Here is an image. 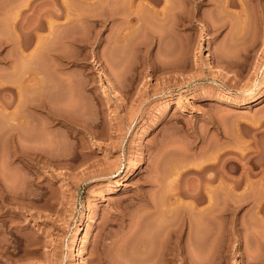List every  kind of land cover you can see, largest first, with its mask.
<instances>
[{
	"label": "rangeland",
	"instance_id": "374dc122",
	"mask_svg": "<svg viewBox=\"0 0 264 264\" xmlns=\"http://www.w3.org/2000/svg\"><path fill=\"white\" fill-rule=\"evenodd\" d=\"M63 11L83 20L51 29ZM33 29L46 46L31 103H47L22 109L17 141L52 164L21 155L13 170L0 128V264H165L168 224L178 262L264 264V102L234 104L264 92V0H0L2 67Z\"/></svg>",
	"mask_w": 264,
	"mask_h": 264
},
{
	"label": "bare ground",
	"instance_id": "6f19581e",
	"mask_svg": "<svg viewBox=\"0 0 264 264\" xmlns=\"http://www.w3.org/2000/svg\"><path fill=\"white\" fill-rule=\"evenodd\" d=\"M118 2L120 1V0H117ZM80 3V2H79ZM123 3V2H122ZM121 4V3H120ZM118 6H120V8H121V5H118ZM111 8V7H110ZM78 9H79V7H78ZM114 9H116V8H114ZM113 11V10H112ZM116 11V10H115ZM114 11V12H115ZM118 11H120V9H118ZM64 12L65 11H63V13H61V14H63V15H60L61 17H65L66 18V20L65 21H62V22H60V23H57L56 21H52V20H48V25H49V27L52 29L53 27H56V26H58L59 27V25L61 24V27H64V26H62L66 21H68V20H70L69 18H71V19H74V20H70L71 22H73V23H75L77 26H79L78 24L80 23V21H81V18H82V15H81V13L79 14V12L77 13V15H75L76 13H73L75 16H73V18L72 17H69V13L68 12H66V13H68V14H64ZM122 12V11H121ZM120 13V12H119ZM116 14V13H115ZM118 14V13H117ZM121 14V13H120ZM59 15V14H58ZM79 15H81V16H79ZM120 17H122V16H120ZM42 19H40V21H41ZM82 20H83V18H82ZM83 22V21H82ZM57 23V24H56ZM78 23V24H77ZM68 24L69 23H67V25L66 26H68ZM72 24V23H71ZM30 25V24H29ZM36 25V24H35ZM39 27H41V24L39 23ZM43 25H44V21H43ZM74 25V24H73ZM26 27V26H25ZM34 27V26H33ZM38 27V26H37ZM26 29V28H25ZM31 29V28H30ZM27 30H29V29H27ZM37 30L38 29H33L32 31H30V32H26L28 35H29V37H28V39L27 38H24V37H26V34H25V36H23V38L21 37V36H19L18 38H17V47H18V49L19 50H17L19 53H21V56L19 57V59H20V62H21V64H20V62H19V67L17 68V63H18V59L16 60H14L13 59V62H11V63H8V62H4V67H2V65H0L2 68H3V70H1L0 71V121L3 123V128L2 127H0L1 128V135H3L4 137H7L8 138V140H9V144L11 145H9L10 147H11V150L9 149V147H8V150H10L9 152H10V164H11V168L13 169V170H15V167H17L16 165H15V161H16V158L17 157H22L21 155H23V156H29V157H31V160H32V162H33V164L34 165H38L39 167L40 166H42L43 164H41V163H44V165H46V164H52V162L50 161L49 162V160L48 159H45V160H43L42 158H41V154H42V152H40V150L39 151H37L36 149H32V150H35L34 151V155H30V153H28V151L27 150H25L26 148L25 147H27V146H20L19 144V142L21 141L18 137L19 136H21L22 137V134H21V131H24V130H22V129H24V127L26 128V127H29V128H31L30 127V125H31V123H32V121L30 120L31 118H30V113L28 114L27 112L29 111L28 109L29 108H27V107H29V106H31V105H33L32 103H31V96L35 93H37V91H35V89L37 88L38 89V86H37V84H38V75H37V69H36V67L34 66V65H36L35 63H34V60L35 59H37L36 57V53H38V52H36V50L37 49H39L40 48V50L44 47V46H46V41H45V38H46V36L45 37H40L39 36V33L37 32ZM31 32H33V35H32V33ZM30 33V34H29ZM18 34H19V31H18ZM23 34V33H22ZM30 35H31V38H32V36H34L33 37V39H35V37H36V45L34 46V48H32L31 50L29 49V48H31V44H32V41H33V39H32V41H31V39H30ZM72 37V36H71ZM70 38V37H69ZM68 39V37L66 36V40ZM74 39H77V36H75L74 37ZM73 40V39H72ZM1 41H2V39H1ZM0 41V42H1ZM5 42V41H4ZM33 43H34V41H33ZM17 47H16V43H15V48L17 49ZM39 47V48H38ZM46 48V47H45ZM39 50V51H40ZM46 50H47V48H46ZM44 52L45 51V49L43 48V50H41L40 52ZM39 52V53H40ZM45 53V52H44ZM43 53V54H44ZM39 55V54H38ZM24 61V64H22L23 63V61ZM209 59H211V56H209ZM12 61V60H11ZM14 61H16V63L14 62ZM23 65H24V68H22L23 67ZM0 67V68H1ZM18 69L20 70V72L21 71H23V72H21V75L19 74V71H18ZM22 69V70H21ZM39 71V70H38ZM41 73V72H40ZM41 75V74H40ZM44 75L45 74H43V77H41V79H40V81L42 80V79H44ZM40 78V77H39ZM45 80V79H44ZM40 84H42V83H40ZM44 84H45V81H44ZM37 86V87H36ZM39 86H41V85H39ZM42 86H43V84H42ZM114 88H115V91H114V93L116 94V95H119V96H121L122 95V93H121V91L119 90L120 88H118V86H117V84H114ZM36 89V90H37ZM114 94V95H115ZM173 96V94H171L170 95V97H172ZM33 99V98H32ZM33 102H34V100H33ZM262 102H264V92H262V93H260L259 95H257L256 97H253V98H251V99H244V100H241V101H234V104L235 105H238V106H243V107H252V106H255V105H257V104H260V103H262ZM43 103V104H42ZM47 103V102H46ZM46 103H45V101H42L41 103H38L37 104V101H36V104H34V105H41V106H45L46 105ZM33 105V106H34ZM184 105H183V103H182V101H179L178 102V106L176 107V108H182ZM23 108H27V109H25V110H27V112L25 111V110H22ZM45 109H46V106H45ZM53 115H55L56 117L55 118H65L66 119V117H64V115L63 114H58V113H53ZM54 117V116H53ZM68 118V117H67ZM67 120V119H66ZM69 122L70 123H74V124H78V122H76V120H74V119H72V118H70L69 119ZM5 123V124H4ZM160 123H161V120H160V118L159 119H156L149 127H148V131H147V133L146 134H150V133H152V132H154L158 127H159V125H160ZM2 126V125H1ZM23 127V128H22ZM27 129V128H26ZM25 129V130H26ZM29 130V129H28ZM78 130H80V129H78ZM27 131V130H26ZM25 134V133H24ZM19 142H18V141ZM22 142V141H21ZM8 143V142H7ZM21 144H23V143H21ZM24 145V144H23ZM25 148V149H24ZM27 156V157H28ZM2 160V159H1ZM142 170H143V165H142V163H140L139 165H137V168H136V170H129V169H126V170H124V171H122V173H123V178H127V177H129V176H131V175H136V174H140V172H142ZM12 171V170H11ZM177 172H178V170H176ZM13 173V172H12ZM15 173V172H14ZM174 173H175V171H174ZM173 173V174H174ZM176 174V173H175ZM14 175V174H13ZM15 175H16V173H15ZM15 175L13 176L14 178H15V180L17 179L16 177H15ZM172 175V174H171ZM17 176V175H16ZM176 176V175H175ZM177 180V178H174L173 179V181L172 182H170V184L171 183H173L174 182V180ZM1 182H2V180H1ZM13 182V181H12ZM175 183V182H174ZM16 185H17V183H16ZM237 185H239V184H237ZM8 186V185H7ZM3 187V186H2ZM9 187V186H8ZM229 187V186H228ZM239 187V186H238ZM230 188V187H229ZM235 188V187H234ZM14 189V188H13ZM16 189V188H15ZM208 189V188H207ZM211 189V188H210ZM8 190V189H7ZM12 190V189H11ZM190 190H192V189H190ZM234 191H235V189H234ZM187 192H189V191H187ZM193 192H195L194 190H193ZM200 192H202V191H200ZM233 192V191H232ZM231 192V193H232ZM3 193V191H2V188L0 189V199H1V196L3 195L2 194ZM7 193L9 194V192L7 191ZM10 194H12V193H10ZM16 194H17V192H16ZM186 194V193H185ZM189 194L190 195H194L193 193L191 194L190 192H189ZM188 194V195H189ZM201 194V195H200ZM212 194H214V193H212ZM233 194V193H232ZM235 194V193H234ZM236 195V194H235ZM238 195V194H237ZM195 196H197L196 198L198 199H203V198H207V199H209L210 201L212 200V196L213 195H211V191H203L202 193H199V191H197V193L195 194ZM221 197H222V194L220 195ZM7 197V196H6ZM191 197V196H190ZM216 197V196H215ZM214 197V198H215ZM192 198H194V196L192 197ZM213 198V199H214ZM6 199V198H5ZM235 197H234V201H235ZM238 199V198H237ZM236 199V200H237ZM215 200V199H214ZM190 201V200H189ZM228 201V200H227ZM196 202H198V201H195L194 203H196ZM238 202H239V200H238ZM192 203H193V201H192ZM193 203V205H192V207L195 209V204ZM201 203V202H200ZM189 204V203H188ZM228 204V203H227ZM223 205H224V202H223ZM222 205V206H223ZM235 205V204H234ZM233 205V206H234ZM190 206V205H189ZM221 206V207H222ZM227 206V205H226ZM236 206V205H235ZM219 208H220V206H219ZM197 209V208H196ZM223 209H225L226 210V208H223ZM228 209V208H227ZM166 210V209H165ZM224 211V210H223ZM166 212L168 213V212H171L170 211V207L168 208L167 207V210H166ZM192 212V211H191ZM225 212V211H224ZM195 213H197V212H195ZM207 213V212H206ZM206 213L205 214H203L205 217H206ZM170 214V213H169ZM208 214V213H207ZM165 215V214H164ZM201 216H203L202 215V212H201V214H200ZM221 215V214H220ZM166 216V215H165ZM168 216V215H167ZM209 216V215H208ZM222 216V215H221ZM204 217V218H205ZM83 220H85V219H87V213H85L84 215H83V218H82ZM169 219H170V217H169ZM165 221V220H164ZM170 222H172V220H170ZM169 222V223H170ZM174 222V221H173ZM168 223V222H167ZM166 223V224H167ZM163 225V227L162 228H164L165 227V229L167 228V226H166V224L165 223H162ZM171 224V223H170ZM157 225H159V223L157 224ZM165 225V226H164ZM179 225V224H178ZM207 225H209L208 223H207ZM206 225V226H207ZM172 225H169L168 224V235H169V237H167L168 239H164V238H159L160 239V241L158 240V244H159V242H160V246L161 245H163V247H162V249H161V253L166 257V256H171L170 258L169 257H167V258H165V264H196V263H198V264H201V262H198V260L196 259H192V257L191 258H189L188 257V254H187V257L189 258V259H191V260H189V259H181V260H183V261H180V262H178V260L176 259V257L177 256H180V254L181 253H183V252H185V250H186V248H185V246H183L182 245V241H183V239H182V232H181V230H179V231H177L176 229H174V228H172V227H174V226H172ZM177 226V225H176ZM209 227V226H208ZM158 229H159V227H157ZM93 229H94V226H91L90 227V229L88 230V235H87V237H86V239H85V241L88 243V241L90 240V235H91V233H92V231H93ZM156 231V230H155ZM163 232V230L162 229H160V231L159 232ZM208 231V230H207ZM156 233H157V231H156ZM158 234V233H157ZM162 234H164V233H162ZM166 234H167V232H166ZM207 234H208V232H207ZM153 235H155V234H153ZM152 235V236H153ZM157 237V236H156ZM203 238L205 237V234L202 236ZM201 237V238H202ZM154 238H155V236H154ZM166 238V237H165ZM206 238V237H205ZM207 239H208V236H207ZM83 240H84V237H83V234H82V232H80L79 230H78V232H77V234H76V237H75V240H74V245H73V247H72V251L73 252H75L77 255H79V258H80V254H81V247H80V245H81V243L83 242ZM204 240V239H203ZM200 241V240H199ZM202 241V240H201ZM204 241H206V239L204 240ZM203 241V242H204ZM157 243V242H156ZM198 243H200V242H198ZM207 241L204 243L205 244V248L206 249H208V246H207ZM187 244H189V243H187ZM196 244V243H195ZM210 244V243H209ZM189 246H190V244H189ZM194 246V245H193ZM204 248V249H205ZM211 248V247H210ZM204 251V250H203ZM159 252H160V250H159ZM158 252V253H159ZM155 253H156V251H155ZM154 253V254H155ZM159 255H161L160 253H159ZM162 256V255H161ZM153 258V257H152ZM157 258H159V256L157 257ZM164 258V257H163ZM184 258V257H183ZM162 259V258H161ZM153 260L155 261V259L153 258ZM156 261L157 262H160V261H158V259H156ZM155 261V262H156ZM202 261V260H201ZM203 262V261H202ZM204 263V262H203Z\"/></svg>",
	"mask_w": 264,
	"mask_h": 264
}]
</instances>
